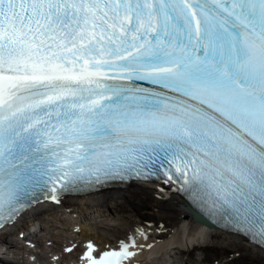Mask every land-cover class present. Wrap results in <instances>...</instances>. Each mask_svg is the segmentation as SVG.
I'll list each match as a JSON object with an SVG mask.
<instances>
[{
  "label": "snow or ice",
  "instance_id": "1",
  "mask_svg": "<svg viewBox=\"0 0 264 264\" xmlns=\"http://www.w3.org/2000/svg\"><path fill=\"white\" fill-rule=\"evenodd\" d=\"M133 176L264 251V0H0V232ZM146 249L88 240L46 264Z\"/></svg>",
  "mask_w": 264,
  "mask_h": 264
},
{
  "label": "bare ground",
  "instance_id": "2",
  "mask_svg": "<svg viewBox=\"0 0 264 264\" xmlns=\"http://www.w3.org/2000/svg\"><path fill=\"white\" fill-rule=\"evenodd\" d=\"M144 201L151 206L147 211L158 219L154 220L155 226L148 230L160 233L156 250L145 258L146 264H234L237 255L241 258L247 255L251 260L264 264V255L244 241L226 234L199 231L194 223L184 218L185 213L174 200L158 197L148 187H134L72 200L65 209L37 208L23 223L32 234L35 233L33 226L44 231L46 243L51 240L59 246L60 242L70 240L72 231L78 228L76 235L95 239L102 246L110 245L130 229L129 221L133 214L144 220L145 217L138 215L146 208ZM210 246L213 253L221 248L222 256L217 251L207 256L205 252ZM227 250L229 252L225 255ZM193 252L197 254V261L192 257ZM232 253L235 255L230 258Z\"/></svg>",
  "mask_w": 264,
  "mask_h": 264
},
{
  "label": "rangeland",
  "instance_id": "3",
  "mask_svg": "<svg viewBox=\"0 0 264 264\" xmlns=\"http://www.w3.org/2000/svg\"><path fill=\"white\" fill-rule=\"evenodd\" d=\"M143 203H145L147 205H146V208L143 209L142 211L147 212L146 210H149L151 208V206H149L147 201H144ZM209 248L210 249H207L205 252L207 256H212V255L216 254L217 252L219 253L218 255L222 256L221 248L219 249V251L214 250L215 251L214 253H213L212 247H209ZM186 252H184V253H186ZM228 252H229V250L226 251L225 255H227ZM192 257H193L194 261L198 260L197 254H195V252L192 253ZM234 264H261V263L259 261L251 260L250 257H248L247 255L246 256L243 255L242 258L239 257L238 260H234Z\"/></svg>",
  "mask_w": 264,
  "mask_h": 264
}]
</instances>
